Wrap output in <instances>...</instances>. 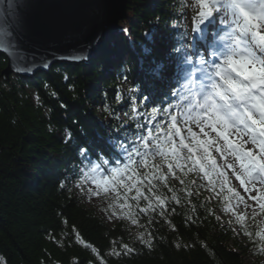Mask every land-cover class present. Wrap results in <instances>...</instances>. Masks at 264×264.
Masks as SVG:
<instances>
[{"label":"trees","instance_id":"16d2710c","mask_svg":"<svg viewBox=\"0 0 264 264\" xmlns=\"http://www.w3.org/2000/svg\"><path fill=\"white\" fill-rule=\"evenodd\" d=\"M187 11L185 0H128L119 34L88 63L57 64L28 78L2 75L7 59L0 53V264H247L249 254L263 264L258 215L264 219V211L223 220L238 201L229 183L213 191L203 173L185 177L177 169L183 184L169 174L167 187L157 185L167 197L164 216L159 208L136 209L144 227L130 219L107 223L75 190L97 164L109 177L122 170L123 183L132 176L150 195L151 176L144 174L155 173L161 158L137 168L129 156L140 159L135 147L157 123L162 127L152 135L168 130L175 86L167 62L188 60ZM118 140L132 152L122 153ZM125 186L117 194L128 210L136 189ZM140 232L151 246L137 238Z\"/></svg>","mask_w":264,"mask_h":264},{"label":"snow or ice","instance_id":"6c2138e0","mask_svg":"<svg viewBox=\"0 0 264 264\" xmlns=\"http://www.w3.org/2000/svg\"><path fill=\"white\" fill-rule=\"evenodd\" d=\"M212 0H204L205 11L199 12L198 20L200 23L210 20L214 13L211 9ZM200 23H197L196 31H200ZM126 32L127 30L124 29ZM179 48L173 49V52H179ZM75 59L84 58L82 56H76ZM202 64L206 63L203 58L200 61ZM23 70V69H20ZM179 95V93H178ZM180 110V118L183 119L184 124L187 126V135L183 134V129L177 126L178 117L172 115L169 121V127L166 132H161L158 135H152V132L156 129H160L162 126L157 123L155 129L149 130L147 136L150 139H145L144 135H141V140L143 144L140 147H135V155L140 157L139 160L133 161L132 155L129 156V160L136 165V167L145 166L148 167L146 161L148 159H154L155 157H160L159 163L152 165L155 168V173H145V176H151V180L148 182V191L150 195H145L136 184L133 183L131 187L125 186L126 191L130 192L132 188L136 189V195L132 197L135 201L134 205H129L128 210L122 214L121 218L130 219L131 224L138 225L139 227H144V225L139 223L137 208L140 209V213H150L156 212L157 208L160 209L159 215L164 216V207L166 205L167 197L163 193L157 191V185H162L167 187L169 179L171 178L180 180L183 184L184 180L176 175V170H180L186 177L190 172L203 173L209 180V186L215 191V187L219 184L221 190H223L224 185L229 183L228 176L223 170L224 168L232 169L235 178L240 182L241 185L252 184V188H245L246 191H252L255 189L256 184L264 186V140L259 137H250L247 132H241L239 129L232 130V126H229V130L225 132L222 128L217 127L212 119L207 116V113L203 114L202 123L194 124L185 114L182 105L178 104L175 106ZM192 125L199 128V133L193 130ZM138 128H142V125H137ZM210 129V132L217 133L216 137H212L209 131L205 129ZM202 134V135H201ZM230 135L236 137L235 140L230 139ZM176 137H179L178 142ZM247 138V139H245ZM220 141L224 143L221 144ZM151 143V146L149 144ZM250 145V147H246ZM119 147L123 148L126 152H132V147L125 146L124 144H119ZM143 148V151L140 148ZM86 153V150H83ZM215 151L220 154L221 158L224 159L225 163L223 166L217 164L216 158L213 156L212 152ZM229 157H233L235 161L239 162V170L236 169L232 162H229ZM164 165L167 166V173L163 170ZM98 167V166H97ZM186 169V170H185ZM118 175H122V170H115ZM135 171V169H133ZM215 177V179H213ZM155 181L156 183H153ZM116 183V181H113ZM190 183H195L191 181ZM107 191V190H105ZM229 192H233L231 188L228 189ZM98 194V193H97ZM188 196L192 193L189 191ZM233 195L238 199V193ZM143 199L146 201L145 207L141 208L139 201ZM176 203H180V199L177 197L175 191L171 197ZM225 199H228L227 197ZM254 201L257 197L252 198ZM261 201H264V196L260 197ZM109 207H113L111 204ZM123 207V205H122ZM194 207V206H193ZM259 208L264 211V202H259ZM175 211V209H173ZM219 220V217H217ZM243 219V217H240ZM152 221L149 220V223ZM245 234L251 235L245 229ZM144 233H138L137 238L141 240L142 243L151 246L150 240L144 239ZM150 235V234H149ZM179 247V245H177ZM125 251H132L128 245H123ZM119 254V253H116Z\"/></svg>","mask_w":264,"mask_h":264},{"label":"water","instance_id":"95a60500","mask_svg":"<svg viewBox=\"0 0 264 264\" xmlns=\"http://www.w3.org/2000/svg\"><path fill=\"white\" fill-rule=\"evenodd\" d=\"M127 17L128 0H0L2 75L28 78L57 64H86Z\"/></svg>","mask_w":264,"mask_h":264},{"label":"clouds","instance_id":"9594fccd","mask_svg":"<svg viewBox=\"0 0 264 264\" xmlns=\"http://www.w3.org/2000/svg\"><path fill=\"white\" fill-rule=\"evenodd\" d=\"M188 6L204 7V0ZM211 9L230 41L212 53L219 62H206L202 80L180 105L194 124L207 113L225 132L231 125L264 140V0H212Z\"/></svg>","mask_w":264,"mask_h":264},{"label":"rangeland","instance_id":"374dc122","mask_svg":"<svg viewBox=\"0 0 264 264\" xmlns=\"http://www.w3.org/2000/svg\"><path fill=\"white\" fill-rule=\"evenodd\" d=\"M186 4H187V8H188V13L186 15V29H192L193 32V39L191 42V45H193V47H196V39L198 40L199 38L197 37V34L199 31H196V27H197V23H200L198 20L199 17V12L200 11H205L206 9L203 6H198V7H189L188 5L191 3V0H185ZM210 2V0H209ZM129 15V14H128ZM128 18V17H127ZM127 20V19H126ZM125 20V21H126ZM124 21V22H125ZM206 25V21L200 23V29L202 27H204ZM224 30V33L222 34H217L218 40H225V42H219L223 43L222 47L224 48V45H226L229 41H230V36L228 35L229 33V29L226 26H222ZM126 36H128V33H125ZM217 35L216 36L217 38ZM200 41V40H198ZM212 43V42H211ZM219 51V50H217ZM216 52L211 51V55L210 54H204L201 52V54L203 55L202 57L199 56L196 58V61H201V58H203L204 60H208L207 58L209 56L213 57L212 53ZM215 60L213 59L212 62H219V58L214 56ZM205 60V61H206ZM198 62V65L196 67V69L201 66L202 68H205L206 66L204 65H200ZM202 64V63H201ZM187 69V67L181 65V64H176L173 65L171 62H167V72L169 75L173 76L176 82H184V84L182 85L181 83L179 84L178 87V93L179 95L177 96V100H175L174 105H172V115H176L178 117L177 120V126L181 127L183 129V134L186 136L187 135V131H186V125L184 124L183 119L180 118V110H178L175 106L180 104V97L182 95H184L187 92H190L192 90H194L197 86H198V80L194 79V76L192 75V77L188 78L185 80V78L183 77V72L184 70ZM190 71H193L195 69V67L191 66V68H189ZM200 75L203 76V69L200 71ZM192 73V72H191ZM193 130L196 131L197 133H199V128L196 127L195 125H192ZM205 131H209L210 129H205ZM202 135V134H201ZM210 135L212 137H216L217 133L215 132H210ZM230 139L235 140L236 137L234 135H230L229 137ZM247 139V138H245ZM143 142V141H142ZM109 143L111 146H116V141L113 138L109 139ZM221 144H223V141H220ZM119 144H123L122 140H118V145ZM150 146V144H149ZM246 147H250V145H246ZM121 148V147H120ZM122 153L125 152V150L123 148H121ZM213 156L216 158L217 160V164L220 166H223L225 161L223 158H221L220 154L213 151L212 152ZM229 162H232L234 164V166L236 167L237 170H239V162L235 161V159L233 157H229ZM98 165L95 164L93 165L90 169L86 170L83 175L74 183L75 186V190L76 193L79 197V199L82 201V203H84L86 206L92 208L93 210L96 211V213L98 215H100L107 223L113 225L117 222H120L122 220H126L127 218H121L122 214L124 212L127 211V207L125 204H123V201H120V198L117 194V189L119 185H126L128 187H131L133 183L137 185H139V183H136V181L134 180V178L132 176L128 177L127 182L123 183V181L120 179V175L117 174V172L114 171V176L113 177H109V175H107ZM227 176H228V180H229V184L231 185L233 191L235 193L239 194V197L242 198L240 200L237 201V203L235 204L236 206H230V210H231V216L229 217H225L223 218V220H229L232 218L233 215L238 214V215H243L245 213H257V210H260L259 208V202H264L260 200L261 196H264V186L260 185V184H256L255 189H253L252 191H246L245 188H252V184L249 183L247 185H241L240 182L235 178V175L232 172V169H227L224 168L223 169ZM113 181H116V183H113ZM135 188H132V190H134ZM107 190V191H105ZM98 193V194H97ZM253 197H257V200L254 201L252 198ZM112 205L113 207H109V205ZM123 205V207H122ZM258 221L260 222V227H259V237L261 238V240L264 243V219L258 215ZM131 226H133V224H131ZM238 232V231H237ZM245 260L247 262V264H253V262H255L256 258L254 256H252L251 254L247 255L245 257ZM261 263L264 264V259L261 260Z\"/></svg>","mask_w":264,"mask_h":264},{"label":"bare ground","instance_id":"6f19581e","mask_svg":"<svg viewBox=\"0 0 264 264\" xmlns=\"http://www.w3.org/2000/svg\"><path fill=\"white\" fill-rule=\"evenodd\" d=\"M222 33H224V30L221 27L220 14L219 13H214L213 17L210 20H207L206 21V25L204 27H202L200 29V31L198 32V34H197V37L196 38H199L198 40L201 39V41H198L196 39V41H197V43H196L197 48L196 47H193V45H192L190 49L193 50V51H195V52H202V53L206 54L208 52V47H209L208 44H207L208 42H206V41H208L209 39H212V41H213L212 43L215 44L214 51L221 50V49H223V47H222L223 43H220L219 44V42H225V40L219 41L218 38H216V36H214V35L222 34ZM193 36H195V35H193L192 29H190L189 30V37H188V39L190 41H192ZM217 37H219V36L217 35ZM207 59L208 60L205 59L207 62L208 61H212L214 59V56L213 57H208ZM198 62L199 61H196L195 62V69L193 70V76H194V79L195 80H198V83H199L202 80V78H203V76L200 75V73H201L200 71L202 69H204V68H202L201 66H199L196 69V67L198 65ZM199 64L200 65H204V66L207 67V64L206 63L201 64V62H199ZM189 75L190 74L188 73L187 69H185L184 72H183V77L185 78V80L188 78Z\"/></svg>","mask_w":264,"mask_h":264}]
</instances>
